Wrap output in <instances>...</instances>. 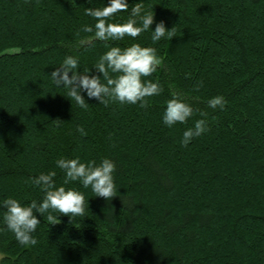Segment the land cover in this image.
Masks as SVG:
<instances>
[{
    "label": "trees",
    "instance_id": "1",
    "mask_svg": "<svg viewBox=\"0 0 264 264\" xmlns=\"http://www.w3.org/2000/svg\"><path fill=\"white\" fill-rule=\"evenodd\" d=\"M102 3L0 0V200L42 199L29 178L54 169L62 184L60 156L110 157L118 189L105 199L70 182L88 200L83 215L37 214L33 246L4 228L0 209V264H264V0H144L154 22L174 26L155 43L150 30L106 41L82 31L95 23L85 7ZM132 42L161 60L144 79L163 92L145 108L87 98L82 108L51 81L65 55L92 68L108 47ZM172 95L197 112L169 128L161 116ZM215 95L223 110L209 107ZM200 111L208 131L181 147Z\"/></svg>",
    "mask_w": 264,
    "mask_h": 264
},
{
    "label": "clouds",
    "instance_id": "2",
    "mask_svg": "<svg viewBox=\"0 0 264 264\" xmlns=\"http://www.w3.org/2000/svg\"><path fill=\"white\" fill-rule=\"evenodd\" d=\"M129 5H131L130 11ZM128 11V17L123 22H114L115 14ZM87 16L95 19L94 25L84 24L82 31H94L96 38L106 40H121L125 36L138 37L142 32L150 30V39L153 43L161 38H171L174 26L167 28L164 20L154 22V14L144 8V0L130 4L129 0H107L101 7H85ZM155 23V27H150ZM161 63L156 47L142 46L139 42H132L126 47L113 45L100 54L92 68L79 67V58L75 55H65L59 67H54L50 73L51 81L57 87L66 90L76 104L87 108V100H95L105 107L110 102L120 104L138 105L147 107L146 97L160 95L163 87L157 80L144 79L150 76ZM95 69V72L92 71ZM115 74V75H112ZM202 81L196 87L202 86ZM226 100L221 95H215L208 100L210 108L225 107ZM197 110L179 95H172L165 102L161 116L162 123L171 128L180 123L185 124ZM206 113L199 112L191 126L184 128L179 140L181 147L188 146L194 138L208 131V122L204 118ZM77 131L85 133L83 126L78 125ZM55 166L64 173L63 183L56 184L53 179L57 172L52 169L40 172L39 175L30 177L33 186L43 190V197L24 203L12 196L0 200V209H3L2 224L10 230L21 245L33 246L37 243L35 235L37 226L42 216L50 209L67 215L70 220L77 215H83L85 194L76 186L66 187L70 182H78L83 188H91L95 196L110 199L118 189L114 180L116 162L110 157H103L96 162L94 159L83 161L80 156L72 158L60 156L55 161ZM48 220L56 223L57 216L51 212Z\"/></svg>",
    "mask_w": 264,
    "mask_h": 264
},
{
    "label": "rangeland",
    "instance_id": "3",
    "mask_svg": "<svg viewBox=\"0 0 264 264\" xmlns=\"http://www.w3.org/2000/svg\"><path fill=\"white\" fill-rule=\"evenodd\" d=\"M1 258H2V254L0 253V260H1Z\"/></svg>",
    "mask_w": 264,
    "mask_h": 264
}]
</instances>
